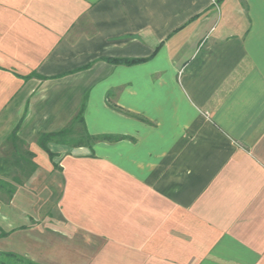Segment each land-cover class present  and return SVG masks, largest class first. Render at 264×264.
Wrapping results in <instances>:
<instances>
[{
    "label": "crops",
    "instance_id": "crops-1",
    "mask_svg": "<svg viewBox=\"0 0 264 264\" xmlns=\"http://www.w3.org/2000/svg\"><path fill=\"white\" fill-rule=\"evenodd\" d=\"M80 109L114 138L50 157ZM14 129L0 252L264 264V0H0V155Z\"/></svg>",
    "mask_w": 264,
    "mask_h": 264
},
{
    "label": "trees",
    "instance_id": "trees-1",
    "mask_svg": "<svg viewBox=\"0 0 264 264\" xmlns=\"http://www.w3.org/2000/svg\"><path fill=\"white\" fill-rule=\"evenodd\" d=\"M112 62H128L133 63L138 61L137 59H109ZM79 127V129H78ZM113 136L105 135H92L89 134L85 128L81 109L74 115V117L60 130L53 132H41L37 136L38 145L44 149L50 157H53V153L49 151L47 144L49 142L68 144L72 146L78 145H91L93 142L100 139H113ZM5 144L10 145V151L8 154L0 155V173H9L6 169L7 165L12 163L20 164L24 168L20 167L19 171L23 172L27 176L32 172L34 163L31 159L32 154L30 151L24 149L21 152V148L25 143L16 135L14 129L6 138ZM14 180H18V175L14 176ZM15 186L11 183H6L0 179V190H5L9 195L13 193ZM0 264H36L35 262L26 259L20 255L11 252H0Z\"/></svg>",
    "mask_w": 264,
    "mask_h": 264
},
{
    "label": "rangeland",
    "instance_id": "rangeland-1",
    "mask_svg": "<svg viewBox=\"0 0 264 264\" xmlns=\"http://www.w3.org/2000/svg\"><path fill=\"white\" fill-rule=\"evenodd\" d=\"M78 129H79V127H78ZM9 147H10V146H9ZM9 147H8V148H9ZM7 150H8V149H7Z\"/></svg>",
    "mask_w": 264,
    "mask_h": 264
}]
</instances>
